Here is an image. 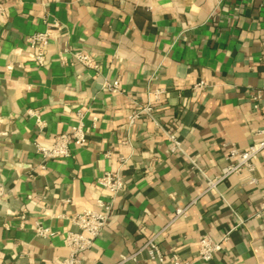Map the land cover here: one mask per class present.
Returning <instances> with one entry per match:
<instances>
[{"label": "crops", "instance_id": "obj_1", "mask_svg": "<svg viewBox=\"0 0 264 264\" xmlns=\"http://www.w3.org/2000/svg\"><path fill=\"white\" fill-rule=\"evenodd\" d=\"M45 29L39 66L26 38ZM64 50L87 52L93 67L62 63ZM148 99L152 117L130 121ZM78 112L86 143L42 160L36 144L69 131ZM260 129L264 0H0V264H57L72 215L96 207L105 171L123 190L79 264H167L173 251L191 264H264V149L256 182L243 170L199 196L193 164L214 176L230 145L247 147ZM202 234L225 237L208 260L197 257ZM154 235L161 262L144 251L124 260Z\"/></svg>", "mask_w": 264, "mask_h": 264}, {"label": "built area", "instance_id": "obj_2", "mask_svg": "<svg viewBox=\"0 0 264 264\" xmlns=\"http://www.w3.org/2000/svg\"><path fill=\"white\" fill-rule=\"evenodd\" d=\"M56 25V23H52ZM51 29L35 32L26 38L29 46L33 49L30 54L35 63L39 66L45 63V50L48 45ZM62 63H66L70 58H75L81 61L86 67H93V62L87 52L76 51H61L58 56ZM10 69L12 66H6ZM203 81H199L197 86H200ZM153 98L159 100L162 95L161 89L153 91ZM30 115H35V111L29 109ZM153 102L148 99L143 105H139L130 115L129 120L132 121L135 117L144 114L152 117ZM94 118V117H93ZM259 138L252 141L245 148L231 144L225 156V164L220 168L219 172L214 176L207 175L195 163L198 174L205 180V187L202 189L198 196L215 189L216 185L233 174H239L241 171L246 170L247 174L243 179L248 183L256 182L254 172L253 160L257 157L259 152L264 149V129L258 131ZM169 141L170 150H180V140L171 133H166ZM87 141V135L84 128L83 113L78 112V117L71 125L69 131L58 133L51 141L47 143H37V151L42 160L53 158H65L69 155V144L84 145ZM44 167L43 162L39 164ZM103 192L102 196H98L95 200L96 207L94 209H84L74 213L71 221L74 224V229H68L63 236V243L67 248V254L59 258L57 264H79L80 255L89 249L94 239L100 235L107 221L109 220L112 207L116 197L122 192L124 181L120 175L115 172L105 171L103 174L95 179ZM3 185L0 182V202L3 197ZM104 195V196H103ZM197 198V197H196ZM184 212V209L178 208L175 210V216ZM36 233L40 236H49L52 233L42 225H37ZM213 240L208 234H202L198 237L197 257L201 260L211 259L214 254L221 249V241ZM146 252L149 261L161 262L163 258V251L156 242V237H149L134 253L125 257L124 260L134 258L140 252ZM167 264H191L189 261L181 259L175 251L171 253L170 260Z\"/></svg>", "mask_w": 264, "mask_h": 264}]
</instances>
